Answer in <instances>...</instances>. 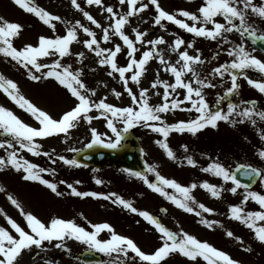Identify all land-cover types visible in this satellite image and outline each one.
<instances>
[{
  "label": "rangeland",
  "instance_id": "obj_1",
  "mask_svg": "<svg viewBox=\"0 0 264 264\" xmlns=\"http://www.w3.org/2000/svg\"><path fill=\"white\" fill-rule=\"evenodd\" d=\"M77 2L83 11L89 12L104 26H108L111 22L110 14L104 10L106 6H112L118 14L128 11V4L124 3L121 5L119 0H103L102 5H89L87 4V0H77ZM34 3L36 6L42 7L48 12L62 18L60 21H52L55 24V31L48 25H45L33 13H29L18 6L14 0H0V17L7 21L17 22L23 26L20 35L13 41L14 46L18 49L25 44L37 45L38 38L41 35L45 37L65 35L67 28L74 25L76 21H80L81 24L90 27L96 32L97 39L101 40V47L113 48L114 44L123 45L120 38L115 35H112V39L109 42L104 43L102 41L103 34L101 29L91 24L84 17L83 12L71 4V0H34ZM140 3H146L149 6L137 15L129 17L130 23L124 26L125 32L132 39H135V34L132 31L133 28L139 31L146 30L147 35L145 40H152L163 36L167 43L158 45L157 49L162 53L164 59L172 64H176V61L179 59L178 52L173 51L170 47L175 38L177 36L181 37L186 44L194 41V47L187 48V51L193 56L200 55L201 59L205 62L203 64H194L193 67L201 79L209 80L216 85L215 87L203 89V94L208 103L212 107L217 106L223 112H227V104L233 103L237 105L236 112H240L244 107H249L245 102L249 99H255L257 101V106L254 108L255 111H264V93L249 85L243 77L238 81L240 88L237 94H233L223 99V101L221 100L222 102L220 101L219 105L216 103L218 96H224L226 89L231 86V81L227 75L223 79L213 75L212 70L218 65L233 59L227 55V49L241 43L242 38L239 33H225L224 36L231 41V44H221L219 42L220 38L211 40L204 37H196L172 22L162 21V24L165 25L163 28L159 25L154 26L153 21L157 15L155 6L149 0H140ZM159 3L169 13H175L178 9L195 12L200 7L201 0H159ZM253 3L257 6H264V0H253ZM177 18L186 19L181 16H177ZM217 19L223 22L222 18L218 17ZM248 20L259 32L264 33V18L252 13L249 9ZM144 21L147 22L145 23ZM186 22L192 23L191 21ZM78 38L79 42L71 44L72 54L65 56L62 63L71 65L72 71L82 69L80 78L89 88L95 89L94 96H91L90 93H85V95H89L96 102L106 97V103L117 107H138L132 104L131 97L125 90L118 73H113L112 76H109L110 67L101 66L98 63L100 58L94 52L88 50L82 43L83 40L89 39L82 29H78ZM186 44L182 45L179 51H184ZM247 46L251 48L248 43ZM150 47L147 44H137V48L139 49L136 53L137 59L140 58L143 51ZM197 49H199V52H197ZM127 51L125 46L123 47V51L117 56V62L120 66L126 65L128 62ZM80 52L84 53L82 60L76 55ZM253 54L264 60V56L257 51ZM56 58L55 56L46 57L43 58L42 62L51 63ZM176 66L179 68L180 64ZM146 68L147 71L141 77L140 83L137 85L129 81V87L137 95H139L142 88L148 89L149 103L151 105L161 104L163 102L164 89L162 86L155 89L152 88V82L157 79V72L159 73V79L169 83H174V76L164 70L165 65L160 64L157 57L152 58L146 65ZM45 71L47 69H42L41 73L37 74L40 75ZM0 74L14 81L18 85L21 95L42 110L47 111L56 119H59L64 112L70 110L78 103L76 98L54 78L41 79L39 81L31 80L27 69L2 53H0ZM247 74L255 80L264 79V73H260L257 70L249 69ZM183 79L191 81L193 79L192 73L186 72ZM196 86L193 83V87ZM113 89L121 93L119 98L113 94ZM176 93H179V95L177 96ZM176 93H172L170 99L177 98L182 100L185 90L177 89ZM0 105L10 109L25 123L33 127H39L38 122L25 109L20 108L13 102L2 90H0ZM190 107L191 105L185 102L180 108L170 110L168 113L161 115L167 124L195 119L198 113L194 110H181ZM89 115L98 118H94L91 123L83 119L79 120L77 126L70 129L67 135L61 133L45 138H35L34 142L39 145L37 149L40 152L39 155H34L28 152L26 148H21L19 142L14 137L0 130V143H4V147H0V157L7 159L11 152L16 151L18 157H23L40 168L54 169V172L45 171L40 173V175L51 183H55L57 190L62 193V195L58 196L39 181L23 179L25 175L23 170L17 171L11 165L4 166L3 170H0V186L4 189V191H0V209L3 210L0 213V227H4L11 234L17 235L8 223L4 215L6 213L8 217L14 219L26 231L28 230L27 222L21 211L5 197V195H11L20 203L25 213H33L45 224L53 217H60L63 219H74L77 224L88 230H92L89 222L91 224L107 222L113 226L117 234L131 238L142 251H150L152 248L146 249L145 245L147 244L145 241L147 238L154 241L153 238L157 233L155 231L149 232L150 229L146 231L148 229L146 227L147 223L142 216L121 205L113 204L111 199H104L102 196L100 198L90 196L81 198L75 196L67 185L72 184L78 191L82 192H97L104 195L115 193L130 201L133 207L139 211L158 213V207L162 205L167 209L164 219L166 220L165 223H168L167 225L170 226L174 224V221L179 222V219H187L190 214L178 207L169 198L153 191L143 179L130 175V173L118 166L108 165L99 171H94L82 166L69 165L61 161L59 159L60 156L71 159V155L75 151L80 150L91 141L92 128H95L98 133L102 134V139L107 140L108 137L115 138L111 130L107 128V118H111L110 113L106 116H101L93 108ZM112 119L122 131L124 127L123 118L116 117ZM241 120L243 122H240ZM252 120H255V123H252ZM131 129L139 137L143 158L147 165V171L143 176H146L149 181L156 176L154 172L148 171V167L151 165L156 167V171L160 175L167 179L175 180L183 187H190L192 184H196L197 187L191 189L190 192L194 197V201L188 202L195 210V217L201 216L199 217L200 221L204 217V220L213 219L216 222L203 233L208 235L211 242H214L213 239L221 241L217 243V247H219L217 249L227 251V254L230 252L234 253V256H237L240 260L244 259L243 264H264V243L256 238L252 229L248 228L241 221L231 217L229 206L240 205L243 207L245 214L250 211H264V209L251 198L246 204H241L247 191L238 188L237 193L233 194L228 190L233 187L231 181L226 182L222 177H218L212 172L203 171L210 164L217 162L229 170L238 162L252 163L254 167L261 170L262 176L250 191L264 194V159L259 155L261 151H264V138H262L264 137V120L256 115L250 120L246 117L233 114L231 122L219 121L216 128L207 126L195 135L187 131L183 133L172 131L167 138L163 137L161 133L154 132L151 128L145 127L143 124ZM103 134H107V136ZM158 140L165 141L169 145L175 159L167 156L165 150L156 143ZM9 144L12 146L9 147ZM44 153H48V155ZM189 156L195 161V165L187 163V157ZM96 179H100L103 183L97 184L95 182ZM77 181L80 183H77ZM205 181L217 185L222 189L219 198L213 197L208 190L201 186ZM163 187L170 196L182 199V194L177 189L169 186ZM200 204L212 209V211L205 212L199 207ZM118 212L126 215V218L120 219ZM197 212L200 214L197 215ZM81 213L83 216L80 215ZM222 222L224 224L222 227L223 233L225 230H230L234 233L233 237L226 236L223 233L221 234L219 230L212 229L218 224H222ZM257 223L260 226H264V221H258ZM203 226L207 225L203 224ZM217 227L220 228L219 226ZM146 236L149 237L145 238ZM235 237H240L241 240H237ZM99 238L109 239L110 233L104 230L100 233ZM197 238L206 240L203 237ZM225 242H227V246L223 244ZM57 243H61L62 247H56ZM85 248H88L86 244L72 238H65L62 242L56 240L44 242L41 248L32 246L30 251H23L21 257L18 258H22L21 263L25 264H85L77 256V253ZM246 249L251 250L247 251ZM100 253H103L106 259L102 264H137L135 260L137 256L130 250L127 256L118 252ZM129 256L135 259H130Z\"/></svg>",
  "mask_w": 264,
  "mask_h": 264
},
{
  "label": "snow or ice",
  "instance_id": "obj_2",
  "mask_svg": "<svg viewBox=\"0 0 264 264\" xmlns=\"http://www.w3.org/2000/svg\"><path fill=\"white\" fill-rule=\"evenodd\" d=\"M14 2L25 11L33 13L45 25L51 27L53 31H55V24L52 23V21H60L62 19L60 16L54 15L46 9L36 6L34 0H14ZM119 2L121 5L127 3L128 11L118 14L114 11L112 6H106L104 10L110 14L111 22L108 26H104L89 12L83 11L77 0H71V4L76 9L81 10L84 17H86L91 24L101 29L103 34L102 41L104 43L109 42L112 39V35L120 38L123 45L114 44L113 48L101 47V40L97 39L96 32L90 27L81 24L80 21H76L74 25L67 28L65 35H57L54 37H45L41 35L38 38L37 45L25 44L18 49L14 46L13 41L20 35L23 26L17 22L7 21L0 17V53L4 54L6 57H10L13 61H16L27 69L28 76L31 80L39 81L41 79L54 78L78 101L74 107L64 112L59 119H56L47 111L42 110L21 95L18 85L14 81L0 74V90L20 108L25 109L39 124V127H33L21 120L10 109L0 105V130L14 137L16 141L19 142L21 148H26L28 152L39 155L40 152L37 151L39 145L34 142L35 138H45L61 133L67 135L70 129L75 128L78 121L81 119L91 123L94 118H98L89 115L93 108H95L101 116H106L109 113L111 114V118H107V128L111 130L115 138L112 139L108 137L107 140L102 139V134L98 133L95 128H92V139L86 145L89 149L97 145L109 149H117L121 146V142L124 139L123 133H127L129 129L140 124L151 128L154 132L161 133L163 137L167 138L172 131L180 133L187 131L195 135L198 131L207 126L216 128L219 121L231 122L233 114L246 117L250 120L256 115L264 120V111L256 112L254 107H244L242 111L236 112L237 105L229 103L227 112H223L219 108L213 110L203 94V89L215 87L216 85L209 80L201 79L194 69V64H203L205 62L201 59L200 55L193 56L187 51V48L194 47V41H190L186 44L181 37L177 36L170 47L173 51L178 52L179 59L176 61V64L166 61L162 53L157 49L158 45L167 43L163 36L152 40H145L147 31H139L133 28L132 31L135 34V39H132L124 30V26L130 23L129 17L144 11L149 5L140 3V0H119ZM149 2L155 6V11L157 13L153 21L154 26L159 25L163 28L165 25L162 24V21L172 22L178 25L179 28L186 30L196 37H204L211 40L220 38L219 42L221 44H231V41L224 36L225 33L237 32L240 34L242 38L241 43L227 49V55L233 59L218 65L212 70L213 75L219 76L221 79L227 75L231 81V86L226 89L224 96H218L216 101L217 105H219L221 100L238 93L240 88L238 81L241 77L246 79L248 84L255 87L259 92L264 93V79L255 80L247 74L249 69L264 73V60H261L253 54L258 50L255 47L257 44L264 49V33L259 32L248 20L249 9L252 13L264 18V6H257L253 3V0H201V5L195 12L178 9L175 13H169L161 7L159 0H149ZM87 4L102 5L103 0H87ZM177 16L186 19H178ZM218 17L222 18L223 22L217 19ZM186 21H191L192 23L190 24ZM144 22L146 23L147 21ZM209 25H211V27H209ZM78 29H82L89 37V39L82 41L85 47L100 58L98 63L101 66L110 67L111 71L108 72L109 76H112L113 73H118L120 80L124 84L125 90L131 97L132 104L138 107H117L106 103V97L96 102L93 101L89 95H85V93H90L91 96H94L95 89L89 88L80 78L82 69L72 71L71 65L62 63L65 56L72 54L71 44L73 42H79ZM248 40L251 41L253 45L252 48L247 46ZM137 44H147L151 46L143 51L139 59L136 57V53L139 51ZM185 44V50L179 51L181 46ZM125 46L128 50L126 53L128 62L126 65L120 66L117 62V56L123 51V47ZM197 52H199V49H197ZM76 55L80 57L81 60L84 57L83 52L77 53ZM53 56L57 58L52 60L51 63L42 62L43 58ZM154 57L159 59L160 64L165 65V71L170 72L174 76V83H169L159 79V73L157 72V79L152 82L151 86L154 89L162 86L164 89L162 96L163 102L158 105H151L149 103L148 89L142 88L139 95H137L132 91V88L129 87V81L137 85L140 83L141 77L147 71L146 65ZM181 61L183 62L182 64ZM177 64H180L179 68L176 66ZM42 69H47V71L38 75L37 73H41ZM186 72L192 73L193 79L191 81L183 79ZM126 74L130 75L126 76ZM193 83L197 86L193 87ZM177 89L185 90L183 99H170L172 93H176ZM112 91L117 98L120 97L121 93L117 92L115 89ZM176 94L177 96L179 95V93ZM185 102L189 103L191 107L181 110H194L198 113L196 118L188 121H178L172 124L165 123L161 114H166L170 110H176ZM245 103L254 104L255 102L248 101ZM116 117L123 118L122 122L124 127L122 131L116 126L112 119ZM150 122H159L163 126H157L156 123ZM240 122H243V120ZM252 123H255V120H252ZM103 135L107 136V134ZM156 143L165 150L169 158L175 159L172 149L165 141L158 140ZM8 146L11 147L12 145L9 144ZM0 147H4V143H0ZM44 154L48 155V153ZM259 155L264 159V151H261ZM59 159L66 164L80 166L76 159H67L64 156H60ZM53 163H55V161H53ZM187 163L189 165H195V161L190 156L187 157ZM6 165H11L17 171L23 170L25 173L23 179L39 181L51 189L56 195H62V193L57 190V185L55 183H51L40 175V173L45 171L54 172V169L48 170L40 168L27 159L18 157L16 151L11 152L7 159L0 157V170H3ZM148 171L155 173L160 185L150 182L147 177L143 176L140 172H130V175L140 177L149 188L169 198L185 211H194L193 207H191L188 202L194 201V197L190 192L191 189L197 187L196 184H192L190 187H183L175 180L167 179L160 175V173L156 171L155 166L150 165ZM203 171L212 172L214 175L222 177L226 182L231 181L233 187L228 190L233 194H236L237 189L240 187H244L245 189L249 188V185L242 184L241 180L237 178V173L249 179L262 176L261 170L250 165H238L235 171H230L218 162L210 164L208 167L204 168ZM95 182L97 184L103 183L100 179H96ZM77 183L80 182L77 181ZM163 186L177 189L182 194V199L170 196L169 193L164 190ZM201 186L208 190L213 197H220L222 189L219 186L210 184L207 181L203 182ZM67 187L71 189V193L75 196L81 198L89 196L100 198L102 196L104 199H111L113 204L121 205L134 213H138L153 224L159 233H161V246L153 253H145L131 238L117 234L113 226L107 222L96 224H91V222H89L92 230H88L77 224L74 219H63L60 217H53L45 224L33 213H25L20 203L13 196L8 195V200L16 206L24 216L28 230L26 231L24 227L4 213L8 223L17 235H13L4 227H0V264H18V257H21L23 251H30L32 246L41 248L44 242H52L53 240L62 242L65 238L75 239L76 241L86 244L90 249H95L104 253L118 252L127 256L130 250L135 253L141 261L150 262V264H161L170 254L177 252L193 261H195L197 257H202L208 264H218L219 261H222L223 264H241L240 261L231 258L224 251L218 250L208 242L200 241L195 236L183 232L182 230L178 238L177 233L167 229L147 211H139L133 207L130 201L125 200L115 193L104 195L97 192H82L78 191L72 184H68ZM0 191H4L2 186H0ZM250 198L264 209V194L247 191L241 204H246ZM199 207L205 212L212 211V209L205 207L203 204H200ZM229 207L231 217L241 221L248 228L252 229L256 238L264 243V226H260L257 223L258 221H264V211H250L245 214L243 207L240 205H230ZM2 212L3 210L0 209V213ZM196 214L199 215L200 213L197 212ZM80 215L83 216L82 213ZM201 223L208 227H212V224L216 222L202 220ZM104 230L110 233L109 239L99 238L100 233ZM226 235L233 237L234 233L229 230ZM235 238L241 240L240 237ZM56 247H62V244L57 243ZM246 250L250 251L251 249Z\"/></svg>",
  "mask_w": 264,
  "mask_h": 264
},
{
  "label": "water",
  "instance_id": "obj_3",
  "mask_svg": "<svg viewBox=\"0 0 264 264\" xmlns=\"http://www.w3.org/2000/svg\"><path fill=\"white\" fill-rule=\"evenodd\" d=\"M248 41L251 43L250 40ZM255 47L264 54V49H262L259 44H257ZM123 136V141L125 142H123L117 149H109L99 145L94 146L90 149L86 147L83 150L76 152L73 155V159H76L79 163L92 165L96 168L112 163L126 168L132 172L144 173L146 167L142 160L139 143L136 137L133 136V133L131 131L123 134ZM237 178L241 180L242 184H247L250 187L255 183L258 177L249 179L237 173ZM153 183L160 185V182L157 180V178L153 180ZM80 257L83 261L86 262L99 259L89 252L82 253Z\"/></svg>",
  "mask_w": 264,
  "mask_h": 264
},
{
  "label": "flooded vegetation",
  "instance_id": "obj_4",
  "mask_svg": "<svg viewBox=\"0 0 264 264\" xmlns=\"http://www.w3.org/2000/svg\"><path fill=\"white\" fill-rule=\"evenodd\" d=\"M166 213L167 212L160 213V215H158V216H159L161 222L169 230H171L172 232H175V233L178 234V238H179V236L181 234V230H182L183 232H186V233H188L190 235H193L196 238L197 237H203L204 239L208 240L209 242L206 241V240H200V239L199 240L200 241H206L209 244H211L212 246H214L216 248H219V247H217L218 246L217 243L218 242H221V241H219L218 239H213L214 242H211L210 239H209V237H208V235L203 233L205 230H207L208 226H203V223H201L200 220L191 219V218L188 217L187 219H179V222L174 221V224L172 226H170V225H167L168 223L166 224L165 223L166 220H164ZM179 217H182V216H179ZM209 221L210 222H213L212 220H209ZM219 227L220 228H218L216 230H219L220 233L222 234L223 233V231H222V227L223 226H219ZM156 232L158 233V236L155 237L154 241H150L147 245H145L146 249L153 248V247H160L161 246V244H162L161 233H159V231L157 229H156ZM150 251L144 250L145 253H148ZM132 255L134 256V254H132ZM100 256L102 258L101 261H103V262L106 261L103 253H101ZM129 257H130V259H135V258H132L131 256H129ZM135 260H136V263L137 264H150V262H143V261H141L139 259V257H136ZM239 261L241 262V264H243L242 263V260L239 259ZM120 264H128V263H120ZM161 264H208V262L205 261L202 257H197V259L195 261H193V260H191V259H189L187 257L182 256L181 254H179L177 252V253L170 254V256L168 258H166L164 261H162ZM218 264H223V262L222 261H219Z\"/></svg>",
  "mask_w": 264,
  "mask_h": 264
},
{
  "label": "bare ground",
  "instance_id": "obj_5",
  "mask_svg": "<svg viewBox=\"0 0 264 264\" xmlns=\"http://www.w3.org/2000/svg\"><path fill=\"white\" fill-rule=\"evenodd\" d=\"M21 260H22V258H18V261H19L18 264H25V263H21Z\"/></svg>",
  "mask_w": 264,
  "mask_h": 264
}]
</instances>
